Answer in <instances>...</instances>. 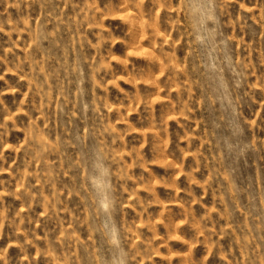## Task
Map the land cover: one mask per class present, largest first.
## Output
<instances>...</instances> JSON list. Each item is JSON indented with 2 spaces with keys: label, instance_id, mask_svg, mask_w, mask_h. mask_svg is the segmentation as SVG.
<instances>
[{
  "label": "rangeland",
  "instance_id": "obj_1",
  "mask_svg": "<svg viewBox=\"0 0 264 264\" xmlns=\"http://www.w3.org/2000/svg\"><path fill=\"white\" fill-rule=\"evenodd\" d=\"M0 264H264V0H0Z\"/></svg>",
  "mask_w": 264,
  "mask_h": 264
}]
</instances>
